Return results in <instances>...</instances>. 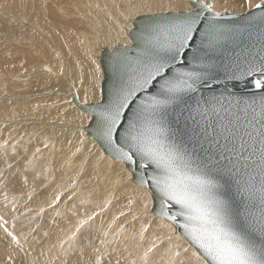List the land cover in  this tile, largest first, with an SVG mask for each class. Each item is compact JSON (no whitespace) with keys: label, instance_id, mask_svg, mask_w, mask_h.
I'll use <instances>...</instances> for the list:
<instances>
[{"label":"snow or ice","instance_id":"6c2138e0","mask_svg":"<svg viewBox=\"0 0 264 264\" xmlns=\"http://www.w3.org/2000/svg\"><path fill=\"white\" fill-rule=\"evenodd\" d=\"M190 5L134 22L126 44L92 61L101 98L89 106V128L159 200L161 217L183 218L201 264H264V42L245 67L237 60L221 72L209 57L232 30L214 22L221 14L211 4ZM249 7L264 21V0ZM249 77L260 93L250 99L234 91Z\"/></svg>","mask_w":264,"mask_h":264},{"label":"rangeland","instance_id":"374dc122","mask_svg":"<svg viewBox=\"0 0 264 264\" xmlns=\"http://www.w3.org/2000/svg\"><path fill=\"white\" fill-rule=\"evenodd\" d=\"M1 1H0L1 4L0 5V31H1L0 32V51H1L0 52V97L2 96L3 99L2 97L0 98V123H2L0 124V129H1L0 130V225H3V227H0V232L3 234H0V264H78V263L81 264V262L84 264H96L95 257L97 258L98 261L99 260L108 261L110 259L108 263H110V261L111 263L112 261H114L113 264H117V262L118 264H120L121 261L123 262L121 264H125V263L128 264V262H130L129 264H131L132 261L135 259H140L143 262V264H149L150 261H153L154 264H187L189 262L194 264L195 261H197L198 264H201V259L196 260L194 258L195 257L194 254L197 249L193 245H191L180 233L176 231V227L171 222L167 223L168 220H166L165 218L161 216L159 217L158 215H152L153 207H154V200L152 198V195L146 188H142L139 185V183L134 181V176L132 172L129 169H127L128 168L127 165H125L118 159H114L110 155L106 156L107 153H105L104 149L100 146L99 142L93 137L87 135L84 128L89 124L88 123L89 115L84 111L80 112L81 109L78 108L73 103V101L70 100L68 97L71 94V92L77 90L78 88V86H76L77 83L78 85L82 84V82L77 81L74 73L78 70L72 69L74 66H76L74 64L76 58H79L80 61H82L81 60L83 59L82 57H85L87 55L86 57L90 58L92 61L94 59L97 60V62H99L100 59L98 56H100V52L104 48H109L110 50H112L116 48L119 43H121L122 41V38L120 36L121 31L120 33L117 32V35H113L109 37L107 35V32L101 27L105 25L114 27L115 25L114 22H116L118 25L122 24L124 27H127L126 24H123L122 18L124 17L123 19H127L128 13L124 11V8L127 7L128 5L124 7L125 4L120 0L109 1V3L115 2L116 3L115 6L118 5L121 7V9L123 6V9L121 11V15H123L122 17L118 13L115 14L112 6L108 5L105 7L103 3L96 0L97 13L102 11L103 12L108 11L112 14L111 16H107V17L106 16L102 17L97 14V16H94L96 17L95 18L96 21L95 20L92 21L94 18L93 19L92 17L90 18L88 14L85 13L84 11H82L81 14H79L80 13L79 11L81 10H79L78 8L79 6L76 5V3L68 4L69 12L71 13L70 17H68L69 21L67 20V17L64 16L62 17L61 16L58 17V15L54 17L51 16L52 11L49 14V11H47L48 10L47 5H44L46 7V11L45 13L44 12L43 13H44V17L46 16L45 17L46 20L42 22L41 20L36 21L30 19L31 16L30 9L34 7L31 4L33 0H18V2H16L17 0L15 1L8 0L7 2L6 0H3L2 2ZM185 1L190 3V0H185ZM248 1L247 0L245 1L244 5H242L243 6L242 8L241 6H236L235 9L232 8V10H230L231 8H229L228 6L229 4H227L224 6V8L221 9L222 11L220 13L222 12L224 13V11L227 12L228 10H229L228 12L234 11L231 13H246L253 9L249 7L250 2L259 3L258 2L259 0L256 1L253 0V2L252 0H248ZM3 2H5V4ZM25 2H28L27 5H25L26 4ZM67 2L68 1H66V4ZM187 2L184 3H186L187 7L189 8L191 5ZM29 4L31 8L29 7ZM18 5L19 6L21 5V7H19ZM75 5L77 6L78 9L77 8L75 9ZM109 6L110 8H107ZM72 7L73 9H71ZM226 9L228 10L226 11ZM73 10L75 12H73ZM76 10H79L77 11L78 13L76 12ZM118 10L119 8L117 9V11ZM158 10L160 13H165L164 9H157V12ZM186 10L187 9H183V11ZM10 11L14 14L13 15L10 14ZM46 12L48 13L46 14ZM143 12L141 11V13H139V16H141L142 13L143 15L147 14L145 13L146 12L145 10ZM23 13H25L26 15ZM77 16L79 17V19L81 18L80 20L88 19L89 23L91 24V27H89L90 25L87 24L86 20L84 21L86 25H84V23H82L83 21L77 19L78 18ZM21 18H23L24 21L23 20L21 21L20 20ZM29 22L31 24H29ZM68 22L70 23L69 24L70 26L67 25ZM76 22L78 23V25ZM128 22H130L131 25L133 26L132 20L128 19ZM79 23L82 26L79 25ZM27 25L30 27H28ZM31 26L35 30L37 26L39 28H37L36 31L35 30L32 31ZM25 27H27L28 29L31 28L30 29L31 32L30 30L27 31L28 29ZM40 27L41 28L44 27V30L41 31ZM66 28L67 30H69L68 28H70V32L68 33L70 36L69 35L67 36L66 33L68 31L66 30ZM52 29L54 30L56 29L58 30V32L57 31L52 32L53 31ZM63 29L66 30V31L64 30L66 33L63 31ZM71 31L72 34H70ZM33 32H35V34ZM44 32H46L47 34ZM74 32H76V34L78 33L77 35L80 36L78 40L80 41V43L77 45L75 44V40H77V38L75 39ZM82 34L84 35V37ZM55 36H58L57 38H59L60 40L57 41L58 39L55 38ZM67 37L68 39L71 37L68 40L69 43L67 42L66 39ZM73 38L75 40H73ZM128 38L131 39V37L129 36ZM53 39L54 42L52 41ZM65 39L66 42L64 41ZM71 44L74 46V48H71L72 47ZM79 48L82 51L85 49L82 52L83 54H81L80 52L81 50L79 51ZM33 49L36 50L34 51ZM70 49H72V51ZM90 49L91 50L93 49L91 53H90L91 51ZM73 50L74 52L75 51L76 52L74 53ZM9 51L12 53H9ZM86 51H88V53ZM60 52H62L63 54ZM76 54L78 55L80 54V55L78 56ZM71 56L75 57V58L73 57L74 60L70 59ZM42 58H44L45 60L44 59L42 60ZM17 59L22 60L21 63L22 66L19 65L21 66L20 68L25 69L26 66L28 67V69L26 68L27 70H25V74H24V76L26 75L28 76L27 79L22 78L24 77L23 75H21V77H18L19 78L18 80L14 79L13 74L15 72H12V70L17 69L18 66L7 68V66L5 65L7 63V60H17ZM71 60L73 62H71ZM41 61L53 62V64H55L54 67H56L54 70L55 74L52 75L47 74L46 73L47 71L45 72L44 69H42V71H39L41 70V68L40 66L37 65ZM35 63L38 64L35 65L36 68H33L34 66L32 67L31 65L32 64L34 65ZM71 63L74 66L71 67ZM57 67H60V69H58ZM29 69L31 70L28 71ZM91 71L94 73V79H89V80H93V83L90 85L95 87L93 85L94 81H96L95 67L89 70L88 74ZM37 73L40 77L36 75ZM60 73H63V76H61L62 74ZM78 73H79L77 76L78 78H81L83 74L87 76L86 71L82 73L79 70ZM41 76H43V78ZM81 79L82 81H84L83 78ZM38 83L41 84L37 85L36 87V84ZM31 84L36 88L35 87L33 88ZM87 87L93 89L88 85ZM33 89L37 90L38 93ZM96 89L98 88L96 87ZM31 90H33L34 92ZM83 93L86 94L87 100H89L90 103H92L94 97H90V95L93 94L88 91H84ZM45 94L47 95V97H45L46 96ZM31 95L35 97H31ZM97 95H98L97 100H99L101 96L98 93ZM58 97L60 100L58 99ZM66 100L70 101L71 103L66 102ZM33 101L34 102L36 101L35 104ZM40 101L45 103V104L43 103L44 106L41 104L42 102L40 103ZM47 101L50 102L54 101L55 103L54 102L50 103ZM20 102H22L21 106H20ZM17 103H19L18 104L19 106L17 105ZM63 103L65 104V106ZM14 104H16L19 107L18 110L20 112L19 114L18 112H16L18 108ZM46 104L48 105L46 106ZM50 104H52L54 107L51 106ZM32 106L34 107V109ZM38 106H40L42 109H40V107ZM48 107L49 109L45 110V108L47 109ZM20 110L22 111V114ZM67 112H69L70 114H65ZM16 114L18 116L20 115V117H17ZM26 114H28V116ZM29 115H31V117ZM48 115L49 118H45V116L48 117ZM64 115H66V117L68 116L70 117L64 118L65 117ZM34 116H38V117H34ZM13 117H15V119L17 120H14ZM22 117H26V118L21 119ZM7 118H10V120ZM11 123L13 126L14 125L17 126L16 127L14 126L13 128ZM28 124L30 125L28 126ZM22 125H25V128ZM31 125L32 126L34 125L32 127L33 129L30 128ZM2 126L4 127L2 128ZM11 127L13 128L12 130L10 129ZM55 134L58 135L56 136ZM62 138H64L65 141H62L63 140ZM85 145H87V147ZM11 146H13V148ZM66 150L69 151L71 150V152ZM84 150H86L87 152H85ZM57 159L60 160L58 162L59 164L57 163ZM109 165L111 166V169L107 170ZM71 166L73 168H70ZM84 172L88 174L85 175ZM82 173L83 176L85 175L84 177L82 176ZM92 174L94 175L91 178ZM63 175L66 178L63 177ZM62 178H63V182H62ZM81 178H83L84 180ZM90 179L94 180V183L93 182L92 183L93 185L95 184L96 186L95 185L93 186L92 183L89 182ZM108 179L109 180L111 179L109 182H111L112 184L116 182L115 186L113 185L114 187L112 186L110 187L106 185L108 181L107 183L105 182ZM66 180L68 182H66ZM56 182L59 184H57ZM123 182L124 185H122ZM90 183L91 185L88 186V184ZM116 184H118L119 186ZM98 185H102L105 188V190L106 187H108L109 189L107 188L105 192L104 188ZM73 186L75 187L73 188ZM119 187L122 189V191L119 190ZM101 189L103 190L100 191ZM90 190H92L93 193L90 192ZM114 190L116 192L118 191L117 192L118 194H115L116 192ZM112 191H114L113 194ZM121 198L122 200L123 199L124 200L127 199V200L124 202L121 200ZM113 201H115V203ZM116 201L118 202L116 203ZM81 209H82L81 212L82 215L81 217L78 218L79 220L78 222L75 220V214L78 213V210L81 211ZM110 217L113 218L110 219ZM80 219L81 221L82 220L84 221L83 225L80 224L81 222ZM108 220L111 221L109 222ZM117 221H119L117 223V226L122 227L121 229H123L124 226L127 229L129 228L128 230L131 231L132 234L135 233L133 234V236L134 235L136 237L140 236L139 239L137 238L139 242L138 240H133L134 243L132 242L129 245L128 242L130 237L124 233H119L118 230L116 231L114 229ZM105 224L107 225L106 227ZM78 227H79V231H76ZM4 228H7L9 232H11L14 236H16L19 243L14 242L11 239V237H10V241H7ZM153 230H157L156 233L158 234L160 233V235L156 234V236H153V234L151 233ZM74 232L76 233L75 236H73ZM111 233L113 235H111ZM83 235L85 238H83ZM122 235L124 237H121ZM141 235L142 237H146L149 239H156L155 240L157 242L156 247L158 248L154 252H152L151 250V256H148L146 254L147 253L146 250L155 247L154 244L155 241L151 244L146 243V245L148 246H145L143 245L144 243L142 242ZM136 237L134 239H136ZM79 238H82L83 246L86 250L85 253L83 254L80 253V251L77 248V245L73 246ZM183 240H186V242H183ZM124 242L127 243L126 244L127 246L128 245L131 246L129 247L131 248L130 251ZM184 245H185V250L183 249ZM123 246H125V250L128 249L130 254L129 253L122 254V252L124 251V249H122L124 248ZM186 248L190 249V253H187V255L184 256V258L186 257L187 259L181 257H176V258L171 257L172 253L176 252L177 250H179L180 252L181 250H184L186 252L187 250ZM87 252L91 254H87ZM132 252L135 253L132 254ZM134 255L135 256L138 255V256L134 257ZM23 257L28 258V261H24ZM129 259L130 261H128Z\"/></svg>","mask_w":264,"mask_h":264},{"label":"bare ground","instance_id":"6f19581e","mask_svg":"<svg viewBox=\"0 0 264 264\" xmlns=\"http://www.w3.org/2000/svg\"><path fill=\"white\" fill-rule=\"evenodd\" d=\"M1 1V0H0ZM3 1V0H2ZM1 1V2H2ZM8 0H6V2H7ZM12 1V0H11ZM15 1V0H14ZM66 1H68L67 2V4H66ZM99 2H101V3H103V5H105V7L106 6H108V5H110V6H112V8H113V10H114V12H115V14L116 13H118L119 15H121V11H122V9H123V6H122V9H121V7L120 6H115L116 5V3L115 2H110L109 3V1L110 0H98ZM120 1H122L125 5H124V7L126 6V5H128L127 7H125L124 8V11L126 12V13H128V15H127V19H123L124 17H123V15H121L123 18H122V21H123V24H126V26L127 27H124L122 24H117L116 22H114L115 23V25H114V27H111V26H109V25H105V26H103V27H101L102 29H104L106 32H107V35L109 36V37H111V36H113V35H117V32H119L120 33V31H121V38H122V41H121V43H119L118 45H117V47L118 46H122V45H124V44H126L127 43V41L129 40V38H128V36H127V31H126V29H132L133 28V26L131 25V23L130 22H128V19H130V20H132L133 22H134V20L135 19H137L138 17H140L139 16V13H141V11L143 12L144 10L146 11L145 13H147V14H145V15H149V14H155V13H160L159 12V10H158V12H157V9H164L165 10V12L167 11H171V12H176V11H183V9H188V7H187V5H186V3H184V2H187V1H185V0H120ZM206 1H210V4L213 6V12H221L222 10V8H224V6L225 5H227V4H229L228 6H229V8H231L230 10H232V8L233 9H235V7L236 6H241V8L243 7L242 5H244V3H245V1L246 0H203V2H206ZM248 1V0H247ZM254 1H256V0H254ZM16 2H18V0L16 1ZM249 2V1H248ZM252 2H253V0H252ZM259 2V1H258ZM4 4H5V2H3ZM3 3H2V5H3ZM26 4L25 5H27V3L28 2H25ZM72 4V3H76V5H78L79 7V10H81V11H79V10H76V12L77 11H79L80 13L79 14H81V12L82 11H84L85 13H87L88 14V16L91 18L92 17V21H96V17H94V16H97V14L99 15V16H102V17H107V16H111L112 14L110 13V12H108V11H106V12H98L97 13V3H96V0H33L32 1V6H34L32 9H30L31 10V12H30V14H31V16H30V19H32V20H36V21H39V20H41L42 22L44 21V20H46L45 19V17H44V13H45V11H46V7L44 6V5H47V8H48V10L47 11H49V14L51 13V11H52V15L51 16H56V15H58V17L59 16H64V17H67V20H68V17H70V15H71V13L69 12V5L68 4ZM187 3H189V2H187ZM247 3V2H246ZM10 4V3H9ZM12 4V3H11ZM24 4V3H23ZM122 4V3H121ZM190 4V3H189ZM248 4V3H247ZM1 5V4H0ZM75 5V9L77 8V6ZM235 5V6H234ZM246 5V4H245ZM5 6V5H4ZM12 6V5H11ZM10 6V7H11ZM19 6V5H18ZM110 6L109 7H107V8H110ZM8 7V6H7ZM9 7V8H10ZM19 7H21V5L19 6ZM25 7V6H24ZM29 7H30V4H29ZM16 8V7H15ZM26 8H28V7H26ZM31 8V7H30ZM77 8V9H78ZM119 8V10L117 11V9ZM157 8V9H156ZM228 8V9H229ZM7 9V8H6ZM71 9H73V7L71 8ZM228 9H226V11L228 10ZM240 9V8H239ZM10 10V9H9ZM29 10V11H30ZM141 10V11H140ZM238 10V9H237ZM22 11H24V10H22ZM229 11V10H228ZM227 11V12H228ZM8 12V11H7ZM28 12V11H27ZM44 12V13H43ZM73 12H75L74 10H73ZM83 12V13H84ZM225 12V11H224ZM231 12H234V11H231ZM48 12H46V14H47ZM78 13V12H77ZM144 13V12H143ZM143 13H142V15H143ZM223 13V12H222ZM10 14H14V13H12L11 11H10ZM23 14H25V13H23ZM74 14V13H73ZM76 14V13H75ZM221 14V13H220ZM9 15V14H8ZM26 15V14H25ZM141 15V16H142ZM41 16V17H40ZM43 16V17H42ZM82 16V15H81ZM84 16V15H83ZM7 17V16H6ZM21 17V16H20ZM73 17V16H72ZM76 17V16H75ZM78 17V16H77ZM79 17H80V15H79ZM79 17L77 18L78 20H80L79 19ZM129 17H131V18H129ZM23 18H24V16H23ZM23 18H21L20 20L22 21L23 20ZM28 18V17H27ZM48 18V17H47ZM50 18V17H49ZM83 18V17H82ZM11 19V18H10ZM51 19V18H50ZM56 19H57V17H56ZM60 19V18H59ZM64 19V18H63ZM84 19H85V17H84ZM1 20H2V18H1ZM12 20V19H11ZM16 20V19H15ZM19 20V21H20ZM73 20V19H72ZM71 20V21H72ZM86 20V22H87V24H89L88 26L89 27H91V24L89 23V20L88 19H85ZM85 20H80V21H83L82 23H84V21ZM90 20V21H91ZM24 21V20H23ZM35 21V22H36ZM65 21V20H64ZM69 21V20H68ZM74 21V20H73ZM79 21V22H80ZM14 22V21H13ZM27 22V21H26ZM30 22H31V20H30ZM29 22V24H31ZM32 22H34V21H32ZM22 23V22H21ZM24 23V22H23ZM47 23V22H46ZM45 23V24H46ZM72 23V22H71ZM77 23V22H76ZM81 23V22H80ZM79 23V25H81ZM40 24V23H39ZM44 24V25H45ZM70 23L68 22V24L67 25H69ZM26 25V24H25ZM34 25H35V23H34ZM38 25V24H37ZM77 25H78V23H77ZM84 25H86V23H84ZM28 26V25H27ZM70 26V25H69ZM82 26V25H81ZM97 26V25H96ZM28 27H30V26H28ZM35 27V26H34ZM42 27V26H41ZM40 27V28H41ZM73 27V26H72ZM76 27V26H75ZM79 27V26H78ZM85 27V26H84ZM25 28H27V27H25ZM31 28H32V26H31ZM30 28V29H31ZM36 28V27H35ZM37 28H39L38 26H37ZM37 28H36V30H37ZM74 28V27H73ZM2 29V28H1ZM28 29V28H27ZM26 29V30H27ZM30 29H28L27 31H29ZM46 29H48V28H46ZM69 30H67V28H66V30L68 31L67 33L65 32L66 30L65 29H63V31L67 34V36L69 35L68 33L70 32V28H68ZM75 29V28H74ZM82 29V28H81ZM10 30V29H9ZM32 31L33 30H35V29H31ZM31 30H30V32H31ZM35 30V31H36ZM41 31H43L44 30V27L43 28H41L40 29ZM53 30V31H52ZM51 31L52 32H54V31H57L58 32V30H54V29H52ZM79 30V29H78ZM38 31H39V29H38ZM45 31H47V30H45ZM50 31V32H51ZM61 31V30H60ZM81 31H83V30H81ZM85 31V30H84ZM1 32V31H0ZM7 32V31H6ZM10 32V31H9ZM80 32V31H79ZM34 34H35V32H33ZM39 33V32H38ZM37 33V34H38ZM44 33H46V32H44ZM48 33H49V31H48ZM56 33V32H55ZM63 33V32H62ZM75 34H74V37H75V39L77 38V40H75L74 38H73V40H75V44L77 45V44H79L80 43V41H78L79 40V35H77L76 34V32H74ZM93 33V32H92ZM11 34V33H10ZM43 34V33H42ZM47 34V33H46ZM65 34V35H66ZM70 34H72V31H71V33ZM51 35V34H50ZM49 35V36H50ZM62 35V34H61ZM64 35V36H65ZM83 35V34H82ZM46 36H48V35H46ZM52 36V35H51ZM70 36V35H69ZM58 36H55V38H57ZM66 37V36H65ZM83 37H84V35H83ZM53 38V37H52ZM71 38V37H70ZM69 38V39H70ZM50 39V38H49ZM58 40L57 41H59L60 39L59 38H57ZM67 39V42H68V37L66 38ZM66 39L64 40L65 42H66ZM63 40V39H62ZM14 41V40H13ZM45 41V40H44ZM50 41V40H49ZM53 42H54V39L52 40ZM82 41V40H81ZM62 42V41H61ZM86 42V41H85ZM84 42V43H85ZM16 43V42H15ZM60 43V42H59ZM69 43V42H68ZM71 43H72V41H71ZM74 43V42H73ZM12 44V43H11ZM34 44V43H33ZM46 44V43H45ZM62 44V43H61ZM43 45V44H42ZM66 45V44H65ZM87 45V44H86ZM50 46V45H49ZM48 46V47H49ZM56 46V45H55ZM67 46V45H66ZM70 46V45H69ZM72 46V47H71ZM71 48H74V46L71 44ZM68 47V46H67ZM69 47V48H70ZM87 47V46H86ZM104 47V46H103ZM107 47V46H106ZM45 48V47H44ZM50 48V47H49ZM64 49V48H63ZM88 49V48H87ZM34 50V49H33ZM36 50V49H35ZM34 50V51H35ZM49 50V49H48ZM71 51H72V49H70ZM81 49L79 48V51H80ZM85 50V49H84ZM83 50V51H84ZM91 50V49H90ZM93 50V49H92ZM92 50L90 51V53L92 52ZM13 51V50H12ZM17 51V50H16ZM53 51H54V49H53ZM53 51H51V52H53ZM56 51H57V49H56ZM65 51V50H64ZM70 51V52H71ZM82 50L80 51L81 52V54H83L82 52H83ZM89 51V50H88ZM88 51H86L87 53H88ZM1 52V51H0ZM36 52H38V51H36ZM47 52H49V51H47ZM73 52H74V50H73ZM76 52V51H75ZM74 52V53H75ZM9 53H12V52H10L9 51ZM21 53V52H20ZM58 53H59V50H58ZM60 53H62V52H60ZM72 53V52H71ZM73 53V54H74ZM94 53V52H93ZM96 53V52H95ZM101 53H102V51L100 52V56H98L99 57V59H100V57H101ZM19 54V53H18ZM17 54V55H18ZM22 54V53H21ZM49 54V53H48ZM53 54V53H52ZM63 54V53H62ZM16 55V54H15ZM56 55V54H55ZM76 55H78V54H76ZM80 55V54H79ZM78 55V56H79ZM84 55H85V53H84ZM89 55H92V54H89ZM96 55V54H95ZM43 56V55H42ZM41 56V57H42ZM53 56V55H52ZM60 56V55H59ZM87 56V55H86ZM82 57L83 59H81L82 61H80V59L79 58H76V60H75V65L76 66H74V65H72V63H71V67L72 66H74L72 69L74 70V69H76V70H78V71H76V72H74L75 73V76H76V79H77V81L78 82H82V84H79L78 85V83H77V85L76 86H78V88H77V90H74L73 92H71V94L68 96L69 97V99L70 100H72L73 101V94L74 93H76L77 95H78V97H79V99H80V102H82V103H84V100H85V98H87V96H86V94H84L83 92L84 91H88V92H91L93 95H90V97H94L93 99V101H92V103H95L96 102V100H97V93L100 95V91L98 90V89H96V87H93L92 85H90V84H92L93 83V80H89V79H94V73L91 71L89 74H88V72H89V70H91V69H93L95 66H94V64L92 63V60L90 59V58H87V57ZM94 56V55H93ZM97 56V55H96ZM55 57V56H54ZM62 57V56H61ZM74 57V56H73ZM72 56H71V58L70 59H73L74 60V58H73ZM45 58V57H44ZM44 58H42V60L44 59ZM57 58H58V56H57ZM63 58H65V57H63ZM96 59V58H95ZM45 60V59H44ZM54 60V59H53ZM63 60V59H62ZM66 60V59H65ZM94 60V59H93ZM71 62H73L72 60H71ZM21 63H22V60H7V63L5 64L6 66H7V68H12V67H14V66H18L17 67V69H15V70H12V72H15L14 74H13V78L14 79H19L18 77H21V75H23L24 76V74H25V70H27L28 69V67L26 66V68L24 69V68H20L22 65H21ZM65 63V62H64ZM67 63V62H66ZM36 64H38V63H35L34 65L32 64L31 66L33 67V68H36ZM63 64V63H62ZM68 64V63H67ZM19 65H21V66H19ZM57 65V64H56ZM30 66V67H31ZM37 66H40V68H41V70H39V71H42V69H44L45 70V72L47 73V74H50V75H52V74H55V68L56 67H54L55 66V64H53V62H51V61H41ZM94 66V67H93ZM24 67V66H23ZM31 67V68H32ZM93 67V68H92ZM58 69H60V67H57ZM70 68V67H69ZM57 69V70H58ZM71 69V68H70ZM31 69H29L28 71H30ZM65 70H66V68H65ZM79 70L82 72V73H84L85 71L87 72V76L86 75H84L83 74V76L81 77V78H83V80L84 81H86V82H84V81H82V79L81 78H78L77 76H78V72H79ZM28 71H26V72H28ZM61 71V70H60ZM63 72V71H62ZM11 73V72H10ZM60 74H62L61 76H63V73H60ZM59 74V75H60ZM28 75H29V73H28ZM31 75V74H30ZM36 75H38V73L36 74ZM39 76V75H38ZM27 75L26 76H24V77H22V78H26L27 79ZM31 77V76H30ZM37 77V76H36ZM40 77V76H39ZM42 78H43V76H41ZM58 77V76H57ZM80 77V76H79ZM41 78V79H42ZM50 78V77H49ZM30 79V78H29ZM36 79V78H35ZM74 81H76V80H74ZM67 82V81H66ZM97 82L96 81H94V84L93 85H95ZM41 83H38V84H36V87H37V85H40ZM28 85V84H27ZM32 85V84H31ZM67 85V84H66ZM87 85L88 86H90V87H92L93 89H90L89 87H87ZM33 86V85H32ZM31 86V87H32ZM35 86H33V88H34ZM35 87V88H36ZM56 89V88H55ZM59 89V88H58ZM34 90V89H33ZM33 90H31V91H33ZM37 90H38V88H37ZM37 90H34V91H36L37 92ZM94 90V91H93ZM30 91V92H31ZM33 91V92H34ZM40 91H42V90H40ZM55 92V91H54ZM57 92V91H56ZM65 92V91H64ZM38 93V92H37ZM49 93V92H48ZM67 93V92H66ZM17 94V93H16ZM30 94H33V93H30ZM29 94V95H30ZM65 94V93H64ZM18 95V94H17ZM39 95V94H38ZM46 95V94H45ZM44 95V96H45ZM56 95H57V93H56ZM66 95V94H65ZM6 96V95H5ZM49 96V95H48ZM62 96V95H61ZM2 97V96H1ZM0 97V98H1ZM8 97V96H7ZM31 97H35V96H33V95H31ZM45 97H47V95L45 96ZM53 97H54V95H53ZM4 98H6V97H4ZM37 98V97H36ZM61 98V97H60ZM101 98V97H100ZM2 99H3V97H2ZM39 99V98H38ZM45 99V98H44ZM44 99H43V101H44ZM58 99H59V97H58ZM62 99V98H61ZM60 100V99H59ZM22 101V100H21ZM57 101V100H56ZM89 101V100H88ZM34 102V101H33ZM36 102V101H35ZM35 102H34V104H35ZM39 102V101H38ZM42 101H40V103H41ZM47 102H50V101H47ZM51 102H54V101H51ZM50 102V103H51ZM58 102H60V101H58ZM57 102V103H58ZM61 102H62V100H61ZM64 102V101H63ZM66 102H69V103H71L70 101H68V100H66ZM43 103L44 102H42L41 104L43 105ZM55 103V102H54ZM53 103V104H54ZM56 103V104H57ZM69 103H67V104H69ZM73 103H74V101H73ZM88 103H90V101L88 102ZM19 103H17V105H18ZM21 104H22V102H20V106H21ZM36 104H38V103H36ZM45 104V103H44ZM59 104V103H58ZM57 104V105H58ZM64 104V103H63ZM75 104V103H74ZM13 105V104H12ZM15 106H17L16 104H14ZM41 105V106H42ZM48 104H46V106H47ZM51 106H53L52 104H50ZM49 105V106H50ZM60 105V104H59ZM19 106V105H18ZM17 106V111L16 112H18V114L20 113L18 110H19V107ZM37 106V105H36ZM35 106V107H36ZM44 106V105H43ZM64 106H65V104H64ZM23 107V106H22ZM33 107V106H32ZM38 107H40V106H38ZM54 107V106H53ZM63 107V106H62ZM12 108H13V106H12ZM50 108H52V107H50ZM58 108H60V107H58ZM30 109H32V108H30ZM33 109H34V107H33ZM36 109V108H35ZM40 109H42L41 107H40ZM49 109V107L46 109L45 108V110H48ZM44 110V109H43ZM21 111V110H20ZM40 111V110H39ZM38 111V112H39ZM15 112V113H16ZM24 112H26V111H24ZM34 112H36V111H34ZM37 112V113H38ZM60 112V111H59ZM80 112H83V110H81ZM76 113H78V112H76ZM21 114H22V111H21ZM39 114V113H38ZM65 114H70L69 112H67V113H65ZM88 115H89V113H87ZM17 115V114H16ZM27 116H28V114H26ZM62 115H63V113H62ZM72 115V114H71ZM14 116V115H13ZM30 117H31V115H29ZM61 116V115H60ZM65 117L64 118H69L70 116H68V117H66V115H64ZM73 116V115H72ZM16 117V116H15ZM15 117H13L14 118V120H17V119H15ZM17 117H20V115L18 116L17 115ZM16 117V118H17ZM33 117V116H32ZM34 117H38V116H34ZM41 117V116H40ZM43 117V116H42ZM23 118H26V117H22L21 119H23ZM44 118V117H43ZM45 118H49V115H48V117H46L45 116ZM7 119H9L10 120V118H7ZM8 121V120H7ZM12 121V120H11ZM10 121V122H11ZM27 121V120H26ZM22 122V121H21ZM86 123V122H85ZM89 123V122H88ZM0 124H2V123H0ZM74 124V123H73ZM6 125V124H5ZM11 125H12V123H11ZM10 125V126H11ZM30 124H28V126H29ZM44 125V124H43ZM85 125V124H84ZM9 126V127H10ZM15 126V125H14ZM14 126L12 125V127L14 128ZM17 126V125H16ZM15 126V127H16ZM24 128H25V125H22ZM34 126V125H33ZM32 125L30 126V128H32L33 127ZM74 126V125H73ZM4 126H2V128H3ZM7 127V126H6ZM10 128L11 130L13 129V128ZM75 127V126H74ZM77 127V126H76ZM50 128V127H49ZM33 129V128H32ZM65 129V128H64ZM1 130V129H0ZM3 130V129H2ZM48 130V129H47ZM62 130V129H61ZM80 130V129H79ZM48 132V131H47ZM14 133V132H13ZM82 133V132H81ZM17 134V133H16ZM78 134V133H77ZM40 135V134H39ZM54 135V134H53ZM52 135V136H53ZM56 135V134H55ZM58 135V134H57ZM56 135V136H57ZM68 137V136H67ZM56 138V137H55ZM15 139V138H14ZM59 139V138H58ZM63 140L62 141H65V139L64 138H62ZM13 140V139H12ZM52 140V139H51ZM56 140V139H55ZM61 140V139H60ZM59 140V141H60ZM31 141V140H30ZM50 141V140H49ZM42 143V142H41ZM85 143V142H84ZM51 144V143H50ZM59 144V143H58ZM27 145V144H26ZM60 146V145H59ZM86 147H87V145H85ZM84 146V147H85ZM12 148H13V146H11ZM71 147V146H70ZM16 148V147H15ZM79 148V147H78ZM82 148V147H81ZM101 148V147H100ZM61 149V148H60ZM88 149V148H87ZM11 150V149H10ZM42 150V149H41ZM45 150V149H44ZM66 151H69V150H66ZM66 151H65V153H66ZM83 151V150H82ZM85 152H87L86 150H84ZM15 152V151H14ZM38 152V151H37ZM69 152H71V150L69 151ZM85 152H84V154H85ZM64 153V152H63ZM79 154V153H78ZM82 154H83V152H82ZM91 154V153H90ZM47 155V154H46ZM49 156V155H48ZM48 156H47V158H48ZM106 156H109L108 154H106ZM55 157V156H54ZM67 157H68V155H67ZM66 157V158H67ZM76 157V156H75ZM57 158V157H56ZM68 159V158H67ZM74 159V158H73ZM51 160V159H50ZM60 160H58L57 159V163L59 162ZM61 162H62V160H61ZM68 163V162H67ZM66 163V164H67ZM59 164V163H58ZM64 164V163H63ZM65 165V164H64ZM111 165V164H110ZM109 165V167L107 168V170H109V169H111V166ZM69 166V165H68ZM82 167H83V165H82ZM59 168V167H58ZM62 168V167H61ZM70 168H73L72 166L70 167ZM127 169H129V168H127ZM60 170V169H59ZM65 170V169H64ZM84 170V169H83ZM126 170V169H125ZM124 170V171H125ZM73 171V170H72ZM81 171V170H80ZM85 171V170H84ZM114 171V170H113ZM54 172V171H53ZM52 172V173H53ZM126 172V171H125ZM85 173V175H87L86 174V172H84ZM89 173H91V172H89ZM94 173V172H93ZM110 173V172H109ZM108 173V174H109ZM113 173V172H112ZM115 173V172H114ZM73 174H74V172H73ZM54 175V174H53ZM59 175V174H58ZM84 175V176H85ZM94 174H92L91 175V178H92V176H93ZM95 175H96V173H95ZM52 176V175H51ZM61 176V175H60ZM72 176V175H71ZM80 176H81V173H80ZM82 176H83V173H82ZM83 176V177H84ZM108 176V175H107ZM110 176V175H109ZM113 176V175H112ZM63 177H65L64 175H63ZM86 177H88V176H86ZM114 177V176H113ZM53 178V177H52ZM55 178H56V176H55ZM66 178V177H65ZM64 178V179H65ZM71 178V177H70ZM78 178H79V176H78ZM89 178H90V176H89ZM105 178V177H104ZM110 178V177H109ZM112 178V177H111ZM81 179H83V178H81ZM87 179V178H86ZM107 179V178H106ZM84 180V179H83ZM88 180V179H87ZM91 180V181H90ZM89 180V182H93L94 183V180H92V179H90ZM101 180V179H100ZM111 180V179H110ZM109 179L108 180H106V182L105 183H107V181H108V183L106 184L107 186H112V187H114L115 186V183L114 184H112L111 182H109L110 181ZM57 181V180H56ZM59 181V180H58ZM61 181V180H60ZM77 181V180H76ZM79 181H82V180H79ZM135 181V180H134ZM62 182H63V178H62ZM65 182V181H64ZM66 182H68L67 180H66ZM65 182V183H66ZM78 182V181H77ZM84 182H87V181H84ZM118 182V181H117ZM126 182V181H125ZM128 182V181H127ZM57 183V182H56ZM91 183L90 184H88V186H90L91 185ZM93 183H92V185H93ZM101 183V182H100ZM133 183V182H132ZM57 184H59V183H57ZM63 184V183H62ZM79 184V183H78ZM120 184V183H119ZM135 184V183H134ZM72 185V184H71ZM95 185V184H94ZM93 185V186H94ZM106 185H105V187H106ZM114 185V186H113ZM116 185H118V184H116ZM122 185H124V182H123V184ZM96 186V185H95ZM98 186H101L102 188H104L102 185H98ZM119 186V185H118ZM121 186V185H120ZM75 186H73V188H74ZM68 188H70V187H68ZM67 188V189H68ZM91 188H93V187H91ZM107 188L108 187H106V190H107ZM122 188H124V187H122ZM66 189V190H67ZM100 189V188H99ZM98 189V190H99ZM109 189V188H108ZM103 189H101L100 191H102ZM106 190H105V188H104V191L106 192ZM116 190V189H115ZM114 190V191H115ZM117 190H118V188H117ZM119 190H121L122 191V189L119 187ZM97 191V190H96ZM114 191H112V194H113V192ZM90 192H92L93 193V191L92 190H90ZM104 192V193H105ZM116 192V191H115ZM118 192V191H117ZM115 193V194H118V193ZM97 193V192H96ZM99 193V192H98ZM94 194H95V191H94ZM102 194V193H101ZM151 194V193H150ZM111 195V194H110ZM114 196H116V195H114ZM118 196V195H117ZM111 198V197H110ZM115 198V197H114ZM112 199V198H111ZM118 200V199H117ZM121 200H122V198H121ZM127 199H123L122 201H126ZM119 201V200H118ZM118 201H116V203L118 202ZM121 201V202H122ZM114 203H115V201H113ZM110 203H112V202H110ZM123 203V202H122ZM109 205H111V204H109ZM109 205H108V207H109ZM107 208V207H106ZM111 209V208H110ZM109 209V210H110ZM77 212V211H76ZM82 209H81V211L80 210H78V213L77 214H75V220L76 221H78L79 222V220H78V218L79 217H81V215H82ZM116 215V214H115ZM152 215H156V214H154V212L152 213ZM112 216V215H111ZM115 217H117V216H115ZM160 217V216H159ZM158 217V218H159ZM111 218H113V217H110V219ZM125 219V218H124ZM120 220V219H119ZM80 221H81V219H80ZM83 221V220H82ZM109 221V220H108ZM111 221V220H110ZM109 221V222H110ZM108 222V223H109ZM119 221H117L116 222V226L114 227V229L117 231L118 230V232L119 233H124V234H126V235H128L130 238H129V242H128V244L130 245V243H134V241L133 240H138L139 239V234H138V236L139 237H136L135 235V237H136V239H134L135 237L133 236V234H135V233H131V231H129L126 227H124L123 226V229H121L122 227H118L117 226V223H118ZM122 222H123V219H122ZM51 223V222H50ZM167 223H170V222H168L167 221ZM52 224V223H51ZM120 224V223H119ZM107 225L105 224V227H106ZM120 226V225H119ZM54 227V226H53ZM52 227V228H53ZM68 228V227H67ZM72 229V228H71ZM109 229V228H108ZM53 231V230H52ZM77 231V230H76ZM115 232V231H114ZM138 232V231H137ZM157 232V230H153L151 233L153 234V236H156V234H158V233H156ZM75 233V232H74ZM131 233V234H130ZM175 233V232H174ZM0 234H3V233H1L0 232ZM123 234V235H124ZM109 235V234H108ZM111 235H113L112 233H111ZM110 235V236H111ZM121 236V237H124V236ZM158 235H160V233L158 234ZM5 236H6V240L7 241H10V237L8 236V235H6L5 234ZM120 237V238H121ZM141 237H142V235H141ZM73 238V237H72ZM83 238H85L84 237V235H83ZM120 238H118V239H120ZM138 238V239H137ZM185 238V237H184ZM117 239V240H118ZM124 239V238H123ZM126 239V238H125ZM141 239V238H140ZM186 239V238H185ZM156 239H149V238H146V237H142V242L144 243L143 245H145V246H148V245H146V243H148V244H151V243H153L154 241H155ZM187 240V239H186ZM186 240H183V242H186ZM125 241V240H124ZM127 241V240H126ZM188 241V240H187ZM80 242H82V243H80ZM138 242H139V240H138ZM189 242V241H188ZM125 243V242H124ZM123 243V244H124ZM136 243V242H135ZM127 243H125V245H126ZM155 247H153L152 248V252H154L158 247H156V244H157V242L155 241ZM184 244V243H183ZM188 244V243H187ZM64 245H65V243H64ZM77 245V248H78V250L80 251V253L81 254H83V253H85V248H84V246H83V240H82V238H79L76 242H75V244L73 245V246H76ZM127 246L128 248L129 247H131V246ZM133 245V244H132ZM136 245V244H135ZM179 245V244H178ZM177 245V246H178ZM120 246V245H119ZM134 246V245H133ZM132 246V247H133ZM176 246V247H177ZM121 247V246H120ZM124 248H122V249H124V251L122 252V254H126V253H129V251H130V249L131 248H129V251H128V249L127 250H125V246H123ZM183 247V246H182ZM82 249H84V250H82ZM121 249V248H120ZM133 249V248H132ZM182 249V248H181ZM184 250H185V245H184V248H183ZM187 249V248H186ZM146 250V249H145ZM175 250H177V249H175ZM179 250H180V248H179ZM179 250H177L176 252H174V250H173V252L174 253H172V255H171V257L172 258H176V257H181V258H184V256L185 255H187V253H190V249H187L186 250V252L184 251V250H181V252L179 251ZM147 251V255L148 256H151V251H149V250H146ZM120 252V253H121ZM135 253V252H134ZM133 252H132V254H134ZM176 253H179V255H176ZM87 254H91V253H89V252H87ZM119 254V253H118ZM130 254V253H129ZM128 255V254H127ZM99 256H101V255H99ZM123 256V255H122ZM138 256V255H137ZM137 256H135L134 255V257H137ZM194 258L197 260V259H201V254L196 250L195 251V254H194ZM102 257H103V255H102ZM125 257V256H124ZM128 257V256H127ZM131 257H133V256H131ZM23 259H24V261H28V258H26V257H23ZM123 259V258H122ZM128 259V258H127ZM184 259H187L186 257L184 258ZM95 260L97 261V258L95 257ZM110 260V259H109ZM108 260V261H109ZM112 260H113V258H112ZM125 260V259H124ZM108 261H106V260H104V261H100L99 260V264H110L111 263V261H110V263H108ZM128 261H130V259L128 260ZM127 262V261H126ZM114 263V261H112V263L111 264H113ZM121 263H123L122 261H121ZM120 263V264H121ZM125 263V262H124ZM130 262H128V264H129ZM79 264V263H78ZM81 264H84V263H82L81 262ZM126 264V263H125ZM131 264H143V262L140 260V259H135V260H133L132 261V263ZM149 264H154V262L153 261H150V263ZM187 264H192V263H187ZM194 264H198V262L197 261H195V263Z\"/></svg>","mask_w":264,"mask_h":264},{"label":"water","instance_id":"95a60500","mask_svg":"<svg viewBox=\"0 0 264 264\" xmlns=\"http://www.w3.org/2000/svg\"><path fill=\"white\" fill-rule=\"evenodd\" d=\"M206 3L210 4V1H206ZM260 11H261L260 9L253 8L252 10L246 13L224 12V13H221L220 17L214 21L218 26L232 30L230 32H226L223 35V37L220 40L219 45L214 50H212L210 57H209L211 61H214L218 65H221L219 68L221 72L224 71V66H231L232 70H236L235 61L237 60H239L240 62V67L243 68L246 66L245 64L246 60H250L252 59V56L257 55L258 50L261 47V43L264 42V35H262L264 34V21H262L260 18V15H259ZM183 12L185 11H179V12L168 11L165 13L142 15L138 17L137 19H135L134 22L136 26L138 27L139 24L142 22L147 23V22H150L152 19H156V20L167 19V18L180 15ZM205 15L210 16L211 14L206 13ZM205 23H207V20L205 21ZM200 27L202 28L203 25H201ZM197 41H199V34H197ZM121 47L122 46H118L114 49H118ZM114 49L110 50L109 48H104L102 50L101 57L102 56L107 57L113 52ZM189 55H191V52H189ZM251 80H252V77H249L248 81L244 84L236 82L234 86L235 93L239 96L249 98V99L253 95H256L258 97L260 93L257 89H255L254 85L251 84ZM230 87H232V85H230ZM152 91H154V89ZM77 97L78 95L74 93L73 101L75 105L81 110H83L84 112L89 113V106L94 103H88L86 105L85 103L80 102L79 97L78 99ZM189 102L191 103L192 101H189ZM185 115H187V113H185ZM84 129L88 136L93 137L91 130L89 128V124ZM184 139L187 140V137H184ZM99 144L104 149L105 153L113 157V155L109 151L106 150V147L102 146L101 142H99ZM149 171H152V169L150 168ZM141 174L142 173H140L139 169H136L137 177ZM134 180L137 183H139L136 177H134ZM232 193L233 195H235V186H233ZM236 201L237 202L240 201V197L238 195L236 196ZM159 208H160L159 200H154L153 212L154 214L158 216H160ZM177 211H178V207L173 206L171 208L172 214H174ZM169 222H171L176 227V231L178 233H180L183 237H185L183 235V228L180 227V225L183 223L182 217H178L175 223H173L172 221H169ZM186 239L188 240V238ZM189 243L193 245L190 241Z\"/></svg>","mask_w":264,"mask_h":264}]
</instances>
